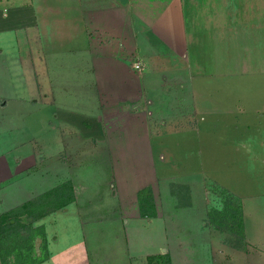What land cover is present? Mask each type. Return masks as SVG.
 <instances>
[{"label":"rangeland","instance_id":"rangeland-1","mask_svg":"<svg viewBox=\"0 0 264 264\" xmlns=\"http://www.w3.org/2000/svg\"><path fill=\"white\" fill-rule=\"evenodd\" d=\"M184 4L191 8L196 28L193 31L190 28L185 73L179 76L182 81L173 90L188 93L190 98L162 96L159 105L150 108L154 116L147 122V132L131 131V137L121 135L123 126L132 124L133 114L123 112L124 107L119 103L117 109H122L114 117L112 137L106 129V136L99 137L103 132L98 131L96 119L65 115L63 119L67 122H84L80 133L85 140L82 144L76 143L73 149L80 161H70L66 167L72 173H83L80 181L83 179V190L87 193L77 202L74 199L75 205L68 213L60 210L30 226L26 216L18 218L16 240H24L25 245L20 250L16 245L1 246L4 259H0V264H17L18 253L21 261L32 263L45 252L48 259L42 264H75L74 256L80 246L87 249L90 264H148L147 258L155 255L140 257L145 256L147 246L152 249L149 252H155L157 233L132 235L127 244L122 222L113 221L114 216L120 218L111 210L114 207L105 211L103 205L112 203L113 189L120 196L132 197L142 184L149 183L162 208L174 203L173 213L171 209L169 212L176 217L171 219L185 231L193 228L188 216L198 217L200 208L205 214L208 209L219 207L224 192L234 198L242 193L258 196L260 203L256 205H261L254 204L248 209L245 230L256 246L247 241L244 233V241L239 244L242 248L236 249L231 245L229 234L207 225L200 231L204 233L201 239L192 235L184 245L190 250L197 240L203 252L174 255L176 264H264V0H191ZM73 44L78 48V40ZM53 75L55 84L67 91L64 100L69 106H78L89 117L101 116L97 105L102 97L95 90L91 65L81 64L75 55L62 57L58 65L54 63ZM13 83L16 91L24 90L18 82ZM144 83L145 80L143 87ZM168 84L167 81L161 89L167 91ZM43 101L44 98L38 99L39 103ZM180 101L185 108L177 109ZM54 115L52 108L43 104L31 107L20 119L30 129V135L42 133L45 137L44 127L53 123L50 117ZM243 139L253 140L255 145H243ZM97 143L95 151L89 149ZM241 162L251 171L238 173ZM253 170L257 173L249 178ZM42 175L46 179L45 173H38L39 180ZM240 177L244 179L243 188L242 184L238 188ZM33 180L20 185L30 191L38 189ZM108 181L111 183L107 184ZM250 182L255 183L254 189ZM14 185L6 188L3 184L0 210L19 209L46 194L14 208L26 198L17 200L21 195ZM44 238L46 249L43 251ZM153 238L155 241L151 243ZM169 244L170 248L175 246L172 238Z\"/></svg>","mask_w":264,"mask_h":264},{"label":"crops","instance_id":"crops-1","mask_svg":"<svg viewBox=\"0 0 264 264\" xmlns=\"http://www.w3.org/2000/svg\"><path fill=\"white\" fill-rule=\"evenodd\" d=\"M184 1L191 2L0 0V198L2 190L12 184H15L14 189L21 195L17 200L26 197L14 208L64 183L72 184L75 202L85 194L84 181H80L83 173H72L66 167V163L70 161H80L73 149L76 143L82 144L85 140L80 133L81 129H84V122H67L63 119L65 115L96 119L98 131L103 132L99 137L106 136L105 129L111 131L112 137V129L115 128L114 117L120 114L118 110L122 109H117L119 103L124 107L123 112L133 114L132 124L124 125L121 135L131 137V131L147 132V122L154 116L150 108L158 106L162 96L190 98L188 93L175 90L178 91L176 94L173 90L182 81L179 76L185 73L183 68L184 63L188 62L185 54L189 46L190 28L192 27V31L196 28L191 8L185 7ZM77 40L78 48L73 44ZM69 49L74 51L67 52ZM73 54L81 64H86V67L91 65L95 90H98L102 97V102L97 105L98 113L100 111L101 114L98 119L93 115L89 117L90 114L82 112L83 109L78 106H69L64 100L67 91L55 84L54 63L58 65L62 57L74 56ZM139 58L146 61L147 72L144 74L132 69V63L140 60ZM167 81L169 89L164 91L161 88ZM13 82L21 84L24 90L16 91ZM42 98L45 101L39 103L38 99ZM180 102L182 105L178 104L177 109H180V106L185 108L183 101ZM43 104L52 108L55 115L50 117V120L53 123L50 122L49 127H44L45 131L47 129L45 137L42 133L30 135V129L25 128L20 116L28 113L31 107ZM161 104L163 105V101ZM30 114L32 113L28 115ZM138 114L140 116H136ZM79 123L81 125H78ZM140 139L144 141L143 137ZM100 145L101 143L99 147ZM243 145L255 144L253 140H244ZM97 146L98 143L91 144L89 149L95 151ZM246 171L251 170L246 169L241 162L238 173ZM38 173H45L46 179L42 175L39 180ZM255 173L257 171L254 170L249 173V178ZM33 178L39 186L38 189L30 191L20 185ZM110 183L111 181L107 182ZM241 184L243 188V177L238 181V188ZM249 185L254 189L255 183L250 182ZM148 188L152 191L157 214L153 219L141 218L137 203L138 193ZM257 197L242 193L237 198L243 213L245 237L255 246V240L247 235L245 230L248 209L254 204L261 205H256L260 203ZM110 199L112 203L103 205V209L107 211L114 207L111 210L120 218L116 219L114 216L113 221L122 222L127 244H130L132 235L139 237L147 235L148 232L157 233V240H151V243L155 241V252H149L152 249L147 246L145 256L140 258L168 254L172 264H176L174 253L198 255L203 252L204 248L197 242L196 237L200 238L204 234L200 232L206 221L207 212L204 214V209L200 208V213L197 214L199 218L195 215L193 218L188 216L193 228L185 231L171 219L176 217L172 214L173 208L176 207L174 203L165 204L162 208L160 199L150 183L142 184L132 197L126 194L120 196L118 191L113 189ZM75 202L61 212L68 213ZM113 202H116V205ZM196 208L195 204L194 209ZM170 209L172 213L169 212ZM9 211L0 210V216ZM192 235L196 236L193 237L196 240L195 247L188 250L184 245L188 242L187 237ZM171 238L175 246L173 244L170 248ZM147 242L149 245L150 241ZM177 249L179 252H176ZM191 251L192 254L189 253ZM77 252L74 256L75 264H90L87 249L80 246Z\"/></svg>","mask_w":264,"mask_h":264},{"label":"trees","instance_id":"trees-1","mask_svg":"<svg viewBox=\"0 0 264 264\" xmlns=\"http://www.w3.org/2000/svg\"><path fill=\"white\" fill-rule=\"evenodd\" d=\"M222 199L217 208H210L207 211L204 226H211L220 233L229 234L231 245L239 249L244 241V222L243 213L239 201L227 192L222 194ZM74 194L70 183H64L57 188L47 192L33 201L24 204L19 209L4 213L0 216V259L3 261V252L1 246L16 245L17 249H22L24 240L17 242L16 223L18 218L26 216L30 220V225L41 218L49 216L55 212L66 209L74 202ZM137 203L140 217L143 219L156 218V208L152 191L144 189L138 193ZM16 224V225H15ZM21 226V225H20ZM25 229L24 226H21ZM44 237V236H43ZM227 244H229L227 242ZM46 249L45 238L43 239V251ZM17 250V251H18ZM17 264H42L47 261L46 252L44 256L36 259L32 263H26L19 259L20 253L17 254ZM148 264H171V258L168 254L156 255L147 258Z\"/></svg>","mask_w":264,"mask_h":264},{"label":"built area","instance_id":"built-area-1","mask_svg":"<svg viewBox=\"0 0 264 264\" xmlns=\"http://www.w3.org/2000/svg\"><path fill=\"white\" fill-rule=\"evenodd\" d=\"M132 69L139 74H143L146 70V63L143 60H137L132 64Z\"/></svg>","mask_w":264,"mask_h":264}]
</instances>
